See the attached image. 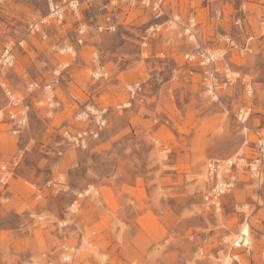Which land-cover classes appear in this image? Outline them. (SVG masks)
Instances as JSON below:
<instances>
[{"label":"rangeland","instance_id":"1","mask_svg":"<svg viewBox=\"0 0 264 264\" xmlns=\"http://www.w3.org/2000/svg\"><path fill=\"white\" fill-rule=\"evenodd\" d=\"M167 9L195 16L194 39L123 7L67 13L40 41L26 25L46 0L3 2L0 50L26 45L0 75L28 110L17 134L0 125V158H17L0 190V264H264V172L218 210L202 200L208 159L264 136V0H167ZM197 48L212 59L186 61ZM99 67L107 75L93 78ZM81 129L93 131L85 148L69 139ZM243 223L248 247L236 250Z\"/></svg>","mask_w":264,"mask_h":264},{"label":"built area","instance_id":"2","mask_svg":"<svg viewBox=\"0 0 264 264\" xmlns=\"http://www.w3.org/2000/svg\"><path fill=\"white\" fill-rule=\"evenodd\" d=\"M5 0H0V8ZM47 12L45 15L32 19L26 25V36H32L40 41H47L49 38L48 28L52 24H61L67 13L78 17L83 9H95L97 11L109 9H122L123 7L141 9L148 12L150 19L158 20L165 17L169 27L181 26L184 34L189 39H194L193 28L197 24L196 18L189 15L182 21L179 13L168 12L167 0H46ZM182 21V22H181ZM156 23V22H155ZM101 29V27H99ZM26 40L21 38L16 43H7L0 50V71L12 68L16 63L18 50H25ZM52 49L55 46H51ZM186 61L205 64L212 59V54L208 55L203 48H197L189 54H185ZM106 71L99 67L96 68L91 76L99 78L106 76ZM33 83L27 84V88L32 87ZM138 89V85L130 88L131 94ZM0 90L5 98V105L0 109V125L9 124L12 134H17L25 126L27 121L28 105L24 99L15 96L14 91L3 76L0 75ZM129 105V102H127ZM248 111L240 108L238 118H245ZM92 130L81 129L69 135L72 144L78 148L87 146V137L92 135ZM17 158L10 160L0 158V190L6 191L10 187L9 180L13 173ZM264 172V136H257L256 139H245L243 145L236 151L234 156L223 158H210L205 163V175L207 187L202 194L205 207L209 210H218L222 207L223 197L232 192L240 183L250 177H260ZM90 194V188L80 191L76 198H83ZM4 199V197H1ZM7 200V198L5 199ZM236 211L242 215L243 220L248 219L247 204L236 205ZM246 235L242 232L231 242V247L236 250L248 247L245 240ZM64 260H70V255L65 254ZM239 264H241L238 261Z\"/></svg>","mask_w":264,"mask_h":264},{"label":"bare ground","instance_id":"3","mask_svg":"<svg viewBox=\"0 0 264 264\" xmlns=\"http://www.w3.org/2000/svg\"><path fill=\"white\" fill-rule=\"evenodd\" d=\"M245 229H247V231H245ZM241 232L246 235V241L250 238V225L247 223H243L242 224V228H241ZM248 242V241H247Z\"/></svg>","mask_w":264,"mask_h":264},{"label":"snow or ice","instance_id":"4","mask_svg":"<svg viewBox=\"0 0 264 264\" xmlns=\"http://www.w3.org/2000/svg\"><path fill=\"white\" fill-rule=\"evenodd\" d=\"M245 231H247V229H245Z\"/></svg>","mask_w":264,"mask_h":264}]
</instances>
